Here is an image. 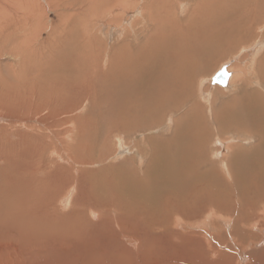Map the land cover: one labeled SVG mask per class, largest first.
Listing matches in <instances>:
<instances>
[{"label": "rangeland", "instance_id": "rangeland-1", "mask_svg": "<svg viewBox=\"0 0 264 264\" xmlns=\"http://www.w3.org/2000/svg\"><path fill=\"white\" fill-rule=\"evenodd\" d=\"M119 1L120 0H112V1L95 0L94 4H90V1L88 0H11V1L0 0V13H1L0 14V157H1L0 158V182H1L0 194H2L3 196V198L0 199V212H2L0 214L3 215V216L1 215L0 217V264H44L45 262L46 264H50V262L51 264L53 263L85 264L82 256L83 252L84 253L86 252L85 254L84 253L83 254L85 255L84 258L86 257L87 259L91 258L86 256L90 251L95 250L97 251V253L100 254H102V252L105 253V251H107L108 248L111 247L110 242L117 240L116 233L112 231V224L113 223H115L116 225L118 224V217L113 215V213L109 214V211L108 212L102 211L101 212L102 214L100 216L96 215L97 217L94 214L89 213L90 209H92L90 208L91 199H89V189L91 187L90 182L98 174L104 175L105 170L113 167V165L120 164L121 163L120 161H122L125 158H127L125 162L126 164L124 165L126 168L129 167L130 169H133L134 167L136 168L137 164L133 160L134 158L133 156L135 155V151L137 149H141L142 151L141 150L140 151L142 152L143 155H145V158L147 159L150 154L149 144H151L156 137L158 138L161 137L160 138L161 141L163 139H166L167 137L170 136L172 131V128H170L169 129L170 131H168L167 133L162 131L156 132V129L154 131H151L156 127L152 119L157 120L158 118H162L161 121L164 120L165 115H168L170 113L169 110H168L169 112L167 111V108L175 106L176 104H178V102L180 103L183 99V92H187L188 95L187 102L190 104L189 109L193 110L194 114L195 113L198 114L201 113V115L204 114V116L202 115V118L196 121V124L198 126L203 127L201 128L203 132L205 128L204 134L202 132V134L204 135V138L201 142L203 146L202 153L204 156V160L206 161L208 159L212 163L206 166L207 168H203L201 166L200 170L210 169L208 171L218 176L219 180L221 181L220 182L221 189H219L218 191L219 193L217 194L216 200L217 199L220 200V202L217 200L219 204V208L222 204H223L222 207H225V208L221 207L222 210L220 208L219 213L226 214V215L222 214L223 218L226 219L228 218L231 221L235 220L236 222L235 225L237 226L233 228L231 231L232 233L235 230L237 232L234 233L235 237H233L232 235L230 236L227 232L229 226H226L228 228H225L224 231V229H222L223 224L221 225L218 223L220 226L217 225V227L221 228L219 230L220 235L219 238H217L216 235L214 234L215 235L214 237H216V240L218 239L220 243L221 242L222 243L218 245L219 247L217 246L214 248L215 249L214 251L216 252L215 255H217L216 257L220 256L219 259H217L216 261H218L219 263L225 262V258L227 257V253H226L227 245H230L232 244L233 241H235L238 242L243 247V249L247 247V251H245V253H242L240 248L237 249L238 254L240 255L247 254L248 260L246 261V263L255 264L256 262H260L259 257H257L256 260L252 256H256L257 254L255 249H259V245L255 243L256 239L257 241L258 240L264 241V197H263L264 177H261L262 175L264 176L263 173L264 172V123L260 122V119H264V114L263 116L254 119H251V117H247L244 114H242V116L240 117V121H237L235 117V110L237 109V107L241 106L239 105L241 103L240 96H242L243 94L244 96H246V92H249L248 88H250V86L248 87L246 85V82H248L246 81L247 78L246 72L248 69L247 63H249V58H250L249 54L252 53L253 50L258 47L259 43L257 41H259L260 39L264 40V15L261 10L263 4L261 3L260 0H258L259 6H255L256 16L253 21V26L255 27V29L249 30L247 28L245 32L236 34V32L234 31L230 32L231 30L234 29L235 26L228 25L227 27H224L221 30L215 28L207 31L206 32V35L208 36L207 37L204 35L205 33L200 31L199 26H195L191 28L193 30L194 36L193 34L192 35L188 34L191 33L188 32V30L190 29L189 27H191V22L194 20V18L192 20L191 16L195 14L198 17H201L205 12L204 9H206V11L207 10L209 11V9L214 10V7H217L218 5L221 4H222V8L220 9H222V11L225 12L227 11L225 10L227 5H225L224 2L225 3L227 2L226 4H230L233 2L232 0H227V1L220 0V2L219 0H212L211 3H209V1H201V0L200 1L199 0H195V1L194 0L192 1L190 0H184V1L183 0H137V1L126 0L124 1V5H123L125 9L124 8L121 10L114 9V7L120 3ZM186 1L189 2L188 5L192 3L190 6L191 9L188 6L183 12H181V6ZM196 1L199 2V4L197 3L196 8H194L193 5L194 3H196ZM156 2L158 4L160 3L161 5L160 4L158 5ZM150 3L152 4L151 11L153 18H151V22L153 25L149 26L148 24L147 25L148 28L146 27V29H141V30H140V26H136V27L141 31L138 32L137 34L139 37L142 38L141 43L146 42V39L149 37L154 38L158 36L154 38L155 41L157 40L156 43H154L151 46V48H154L156 47L154 45L158 44L157 47L154 49L155 52L153 58L154 61L153 60L151 61L149 59V56L144 52H142L140 54L141 56L140 69L133 67L135 69L134 71L133 69H131L130 70L131 72L129 71L125 74L122 73V76L118 77L115 74L119 73V69L113 66L111 72L115 76L111 75L110 73H109L110 75H108L109 63L107 61L106 64H103V58L100 56H103V52L107 51L108 56L109 54L111 56L114 54V62L118 61V57L121 54H123V52L127 51L120 49V45L124 44L128 39L132 37L131 36L132 31H130L131 28L125 27V21L126 23H128L132 18L138 19L137 17L140 16L138 12L136 13L138 8L143 4H150ZM29 6L31 7V9H29ZM184 6L187 5L184 4ZM195 9L196 11L198 10L197 11L198 13L196 11H193ZM113 10H115L116 12L114 11V13L112 14L111 11ZM100 12L102 13L104 12V13L101 14ZM116 13H118V15ZM173 14L175 15L173 16ZM166 16H168V18H166ZM187 16H189L190 18ZM158 17H160L159 18L160 20L158 19ZM161 17L163 20L161 19ZM173 17L179 19L178 22L173 27V29L176 32V35H173L169 29L162 32L163 31L162 29H164V26L166 25V23H168V19L169 21L173 20ZM231 17L233 18V16ZM231 17L228 20L223 19V21L229 22L230 19H232ZM112 25L116 26V28H118L117 26H119L120 28L121 27L126 28L125 31L126 35H124V39L121 40L119 38L117 40L115 39L112 41L106 40L107 38L105 36L107 31L111 33L109 34V39H111L110 36L113 34ZM161 26L162 28L160 29ZM117 31L118 29H116V32ZM214 31L218 33L216 34ZM143 33H145V35H143ZM92 34H94L93 37ZM168 34L170 36L169 38L168 36H166ZM187 34L189 37H186ZM241 34L243 35V37H241ZM211 35L213 36L212 38ZM196 36L197 37L201 36V37L197 38ZM159 37L160 38L163 37L164 39L163 38H162L163 40L159 39ZM167 38L170 39V41L167 40ZM176 39H178V41H176ZM179 39L181 41L180 43H179ZM244 39H246L248 43L244 46H247L249 48L241 50L242 48H240L241 47L240 45H242ZM165 40L166 42L168 41L167 44H165L166 43ZM192 40L194 42H192ZM106 41L108 43L111 42L110 44L112 46L110 44L107 45L108 43ZM175 42L177 45H175ZM206 43L208 45H206ZM251 43H253V45L250 47L249 45ZM94 45L97 47L98 50L96 49V47H94ZM184 45H186L187 50L182 52H175L176 48L183 47ZM259 46L261 48L259 49L257 48L256 51L258 52V54L256 53V57L254 59V62L258 64V69H255L254 71H256V76L261 77L264 75V67L262 66L264 65V58H263L264 44H260ZM158 48H160L162 51L159 50ZM169 49H172L173 51H170ZM158 51H159V55L161 54L162 59L164 58L162 63H160L161 57H159V55H158L159 59L158 58L156 59V52ZM166 51L168 55L165 53ZM127 53L129 52L128 51L125 52L124 56H122L121 58L126 57ZM178 53L180 55H178ZM191 54L194 55L191 56ZM142 56L146 57L145 63L141 62L143 60ZM179 56L186 57V60L185 61L178 60ZM174 57L177 59H173ZM94 59L98 61L100 59V62H102V63L98 62L99 67L101 68V69L98 68V71L102 75H100L97 71H95L96 67L94 65L97 63L93 64ZM156 60L159 62H157ZM191 60L194 62H191ZM174 61L176 63H173ZM228 61L229 64L233 66L235 69L240 67L239 69L245 71L243 73L242 71H239V75H236L238 77L244 76L243 79H240L238 77L236 78V76H234L233 78V83H239L240 81H242V85L236 90L235 89L227 90L223 87V85H219L215 82H213L214 84L210 83L209 76L215 73V71L220 67V64L222 65ZM159 63L160 65L162 64L163 66L161 65L162 67H160ZM154 64L155 66L158 64L157 67H155ZM194 64L200 67L198 68L194 66ZM151 66L152 67L154 66L155 69L154 67L152 68ZM166 67L167 70H165ZM176 67L179 68L180 70L177 69ZM174 68H176V71L179 72L178 73L179 75L176 74L177 72L175 71ZM170 69L173 71H170ZM139 70L140 71L143 70L141 72L151 71L154 74V76L156 75L154 78L152 77L151 84H147L144 86L138 85L139 83L138 80L140 79L139 74L137 75L139 78L137 76L129 77V74L136 73V71ZM157 72H159L160 75H158ZM235 72L238 73L237 71ZM188 73L191 74L190 77H187L189 76ZM104 77L105 80H103ZM250 78L252 80L251 76ZM180 79L187 82L189 80L188 87L186 89L182 88V81ZM101 81L103 82L107 81L113 86L123 83L120 81H124L125 86L121 84L123 86L121 89L123 91H126V93L122 95V98H124V100L122 99V102L119 103L120 100L114 98L111 94H108L107 99L104 98L103 94L99 93L100 85H97V82L99 83ZM171 81L173 83L172 87L176 88L174 89L175 90L174 96L173 97L172 95L170 96L171 97L170 103L166 102L165 103L166 105L161 104L159 100V94H157V92L158 90L160 91V88L166 87L167 84L165 83ZM86 84L87 85L90 84L91 86L90 85L87 86ZM249 85H253L251 87H256L254 86V84L251 83H249ZM244 87L247 88L244 89ZM127 90H132V93L135 94V97H132V94L130 95L127 94ZM202 90L204 91L205 94L201 93ZM261 93L264 94V91H262ZM147 94L148 96L146 97ZM141 95H144L146 99L148 98L149 99L144 100L141 103H134L137 101V99H141L139 98V96ZM208 97L209 99L208 101H206ZM165 100H167V98H165L164 101ZM132 103L134 104L133 107H132ZM143 103L145 104V106H147L146 109L145 107L144 108L142 107L144 106ZM92 107L93 109H91ZM103 108L106 109V112L102 111ZM139 108L142 110L141 114L139 113ZM158 110H163L165 112L164 114H158L157 112ZM188 118L189 119L186 120L188 121L190 120V122L193 121V115H191ZM121 124L123 127L120 126ZM128 125L136 126V128L132 130L127 129ZM107 127L110 128V131L107 130ZM120 127L122 128L120 129ZM257 127L260 128L257 129ZM194 128L196 127H193V129ZM189 129H190L189 127H186L182 131V135L186 138L185 143L183 144L185 150L183 154H186V150H187L186 147L192 150V148L190 147H191L193 135L190 133ZM76 130L79 132V134H75ZM118 132H121L120 135H118L120 136L118 140L121 139L119 146H118V140L115 139V134ZM27 133L32 135L29 138V140L27 139L25 140V142L30 141L28 143L32 145V148L29 151L26 150L28 153H26V155L24 156L21 155L22 153L21 149L24 148V145H22V143H18L19 138L17 137L16 134H27ZM239 133H241L240 134L241 136L239 135ZM42 134L43 137L41 136ZM243 134H246L247 136L249 135V137H247L246 139V136H244ZM159 135H164V136H159ZM40 136L42 137V139ZM256 138L257 140L259 138L261 139L257 141ZM38 139H40L39 142L37 141ZM216 140H221L225 143L223 146L220 147L218 144H216L215 142ZM149 141H151V143ZM247 141H249L250 143L248 144ZM196 142L199 144L198 141ZM238 144L241 146H239ZM236 145H238L239 147L238 146L236 147ZM214 146L218 148V150L216 149L217 152H221L219 156L221 159L224 160V163L226 161L228 162L230 175H228L224 171V169H221V165L218 162L219 158H216L214 156V152L212 151L215 149ZM34 147L35 149H33ZM119 147L120 148L124 147L123 150H125V152L122 156L117 157L116 156L117 152L121 151V150L117 151ZM250 149L252 150L250 151ZM32 150H36V151H32ZM230 150H232L231 153H229ZM68 154H69V158H68ZM183 154H181V156ZM33 155H35V157ZM103 155L105 157L104 159L101 160L100 157ZM211 156L212 157L214 156V158H212ZM188 159L190 161L192 160L191 157H189ZM141 161L145 163L146 160L142 159ZM24 162H26V165L24 164ZM244 164H249L250 167L249 171L244 168L243 166ZM50 171L52 172V174ZM24 172L25 174H23ZM137 172L140 177L145 178V176H143V174H141L139 170H137ZM48 174L49 175L51 174V176H49ZM53 174L54 176H52ZM259 175L261 176L259 177ZM234 176L236 177V179ZM18 178L22 180H19ZM89 178H91L90 181L87 180ZM103 178L104 177L99 176V179H103ZM251 181H254V185L256 187H253L254 185L253 182ZM11 183H12V190L8 192L6 190L7 188L6 186L11 185ZM248 185L250 187H248ZM79 187L81 190L79 189ZM5 192L8 196L4 197V195H6ZM207 193H208L207 196L204 195L203 198H207L208 196L211 197L213 195L212 190L210 188H208ZM190 194L191 193L187 194L188 198L186 200V204L188 205L191 204L189 202V199L192 198ZM14 195L16 198L14 197ZM2 196L0 195V198ZM48 196H50V199L48 198ZM5 198H7V200H5ZM40 198L41 200H39ZM71 198H72L71 203L68 204ZM42 199L45 200L43 201ZM1 200L2 201L4 200L5 204ZM46 200L47 201L49 200V203L48 202L46 203L45 202ZM230 200L233 203H231ZM56 201L59 202L61 201V202L56 203ZM53 202L54 204L52 208ZM1 203H3V206ZM13 204L15 205V208L11 206ZM17 204L18 205L22 204V205L19 206L18 208ZM45 204L47 206H43ZM235 205L237 208H235ZM240 205L241 206L243 205L244 208L240 207ZM22 206L23 207L27 206V207L23 208ZM163 206L165 205L164 204L161 206L158 205L157 209H155L156 212L154 210V214H152L150 217H153L157 219V221H160L161 218L159 216L165 215V209ZM248 206H252V208L250 207V211L249 209H247L249 208ZM74 207L75 208L78 207V209L76 208L77 217L72 212V210L75 211ZM209 207L210 205L208 206V208ZM4 208H9L10 212L9 209L5 210ZM31 208L33 209L31 210ZM82 208L83 210H81ZM239 208L245 209L243 210L244 213L241 209L239 210ZM38 209L41 210V212ZM229 209L232 211V213ZM246 210L248 211V213L246 212ZM80 211L82 212V214H84L83 217L79 216V214H81ZM12 212H16V215H12L14 214ZM29 213H33V215ZM36 213H39V215ZM48 213L49 214L53 213L54 215H56V219L55 216L52 217ZM42 214L44 215V217ZM144 214L145 213L142 214L135 213L133 218H131V216H129L128 218H123L128 224L126 225L125 221L123 220L124 222L122 223V225L127 226V228L132 229L134 232L137 229H138L137 231H139L138 227L140 226L137 227V224L139 225V223L141 222L140 221L141 217L143 218L145 217ZM241 214L244 216V218L241 216ZM25 215L27 216L25 217ZM173 216L175 218V215ZM2 217H4V219L6 220L8 219L9 220L8 221L5 220V222H3L4 219ZM10 217H12V219L16 218L15 221L17 220L16 221L17 223L14 220H12ZM36 217H37L36 222H38L40 218L38 224L35 222ZM79 217L80 219H82V223H79L77 221ZM239 217L240 220L238 219ZM241 217L243 218V220ZM100 218L102 221H99ZM11 221H13V224L11 223ZM47 221L49 224L47 223ZM111 221L112 223H109ZM6 222L9 223L6 224ZM41 222L44 223L45 225L42 224ZM91 222L93 226H91ZM33 223H36L39 226H36V224L34 225ZM249 223L255 224V227L249 229L248 228L250 227ZM55 224L56 226L53 227V225ZM87 224L89 228L86 227ZM16 225L17 228L15 229ZM49 225H51L52 227L51 226L49 227ZM74 225L76 226V228H73ZM98 225H100L99 226L101 227L100 229ZM105 225H109V226L106 227ZM109 227H111V229ZM258 227H260V231H258L259 229ZM50 228H52L55 232L56 230L58 231L54 233V231H52V229L50 230ZM95 228L98 230H96ZM106 228L107 229L109 228L108 231ZM175 228H178V224H176ZM73 229L77 232V233L75 232L76 234L72 233L74 235L71 234V231L74 232ZM241 229L246 231L245 232L246 235L244 234L241 235V237H239L237 236V234H239L242 231ZM82 230L83 231L87 230V231L83 233ZM64 232L68 235H66ZM96 233L101 235L96 236L95 235ZM194 233H196L195 228L192 230L190 228L189 229L187 228L183 232V235L186 236V239H193L192 242H190L192 243L191 246L189 243H187L188 245L187 248L190 250V254L193 255L192 253H195L196 250L194 248L202 247L203 253L206 256H208L210 254L208 248L211 247V244H208L206 241L204 242L205 240L204 237H200L198 236L197 233L196 234ZM211 233L213 234V232ZM18 235L21 236L19 237ZM45 235L47 236L45 237ZM65 238L66 240L64 241ZM68 238H70V240ZM88 238L89 240L91 238L92 242L89 243ZM167 238L168 237L166 236L163 239V242H165V240L167 241ZM207 238L209 240H213V238L210 236H208ZM82 239L85 241H81ZM73 240L74 242H71ZM247 240L248 242H246ZM97 242L101 244H97ZM55 245H57L58 247ZM129 245L131 246V244ZM158 246L157 247L153 246V249L156 248V254L158 253ZM132 247H133L132 248L133 251L130 253L131 255L129 254L127 257L123 258L122 260L116 259V261H114L113 264L116 263L117 264L119 263L147 264V262L144 263V261H142V258H139L138 249H136L134 244ZM16 248L18 249L16 250ZM28 248H30L31 250ZM68 248H70L71 250ZM260 248H262V250L264 249V243L263 245L260 246ZM101 249L103 250L102 252ZM206 249L208 251H206ZM75 255L77 257H75ZM105 258L106 257L100 255L97 256L96 258H91V260L90 259L89 260L91 261V264H101V263L109 264V258H107V260ZM156 258L157 257L153 258L151 260V263ZM71 259L77 262L73 263L74 261H72ZM102 259H104V261H102ZM211 259H216V258L214 255H212ZM176 262L177 263L175 264H187L182 259H179ZM172 263L173 260L172 258H170L168 260V264H172Z\"/></svg>", "mask_w": 264, "mask_h": 264}, {"label": "bare ground", "instance_id": "bare-ground-1", "mask_svg": "<svg viewBox=\"0 0 264 264\" xmlns=\"http://www.w3.org/2000/svg\"><path fill=\"white\" fill-rule=\"evenodd\" d=\"M9 1V0H8ZM11 1V0H10ZM90 1V4H94V1L95 0H88ZM112 1V0H111ZM124 1L126 0H120L119 4H117V6L114 7V9H123L124 8ZM137 1V0H136ZM184 1V0H183ZM192 1V0H190ZM195 1V0H194ZM200 1V0H199ZM201 1H209V3L212 2V0H201ZM227 1V0H226ZM233 2L230 3V4H226L224 1V4L227 5L226 6V9L227 11L223 12L222 9V4L221 5H218L217 7H214V10L212 9H209V11L206 9L205 12L203 13V15L201 17H198L197 15L195 14H191L192 16V20L194 18V20L191 22V27H189L190 29L188 30V32H191V33H188L190 35L193 34L194 36V33H193V30L191 29L192 27H195V26H199V29L201 32L205 33L204 35H206V32L211 30V29H223L224 27H227L228 25H231V26H235L233 30H231L230 32L234 31L236 32V34H240L241 32H245L246 29L248 28L249 30L250 29H255V27L253 26V21H254V18L256 16V12H255V6H259L258 4V0H232ZM261 3L263 4L262 7H261V10L263 12V15H264V0H260ZM160 2V1H159ZM165 2V1H164ZM175 2V1H174ZM220 2V0H219ZM231 2V1H230ZM96 3V2H95ZM134 3V2H133ZM132 3V4H133ZM139 3V2H138ZM145 3V2H144ZM157 3V2H156ZM197 3L199 4V2L196 1V3H194L193 7L196 8L197 6ZM106 4V3H105ZM104 4V5H105ZM136 4V3H135ZM158 4V3H157ZM160 4V3H159ZM158 4V5H159ZM169 4V2H168ZM182 4V2H181ZM187 5V6H184ZM182 6H181V12H183L186 7H190L189 2L186 1ZM102 5V4H101ZM151 3L150 4H143L142 6H140L138 8V10L136 11V13L138 12L140 16H138L136 18H132L128 23H126L125 21V27L127 28H131L130 31H132V37L130 39H128L124 44L120 45V49H123V50H127L129 53H127V56L126 57H123L121 58L122 56H124V53L127 52H123V54H121L119 57H118V61L117 62H114V54L111 56L109 54L108 56V52L107 51H104L103 52V56H100L103 58V64H106V62L108 61L109 63V69H108V75H117L118 77L122 76V73L125 74L127 72H129L131 69H133V71L135 70L133 67H136V68H141L140 66V54L142 52H144L145 54H147L149 56V59L152 61L153 58H154V49L157 47L158 44L154 45L156 47L154 48H151V46L156 43V41L154 40V38L158 37H149L146 39V42L144 43H141L142 41V38L139 37L137 34L138 32H141L140 30L141 29H146L147 25L149 24V26H152V22H151V18H153L152 16V11H151ZM161 5V4H160ZM163 5V4H162ZM207 5V4H206ZM216 5V4H215ZM31 6V5H30ZM29 6V9H31V7ZM110 6V5H109ZM133 6V5H132ZM172 6V5H171ZM9 7V6H8ZM153 7V6H152ZM159 7V6H158ZM204 7V6H203ZM156 8V7H155ZM169 8V7H168ZM172 8V7H171ZM179 8V7H178ZM202 8V7H201ZM112 9V8H111ZM125 9V8H124ZM164 9V7H163ZM170 9V8H169ZM173 9V8H172ZM191 9V7H190ZM198 9V8H197ZM167 10V9H166ZM189 10V9H188ZM115 10L111 11V13L113 14ZM164 11V10H163ZM193 11H196L193 10ZM198 11V10H197ZM196 11V12H197ZM116 12V11H115ZM159 12V11H158ZM162 12V11H161ZM175 12V11H174ZM101 14H103L102 12H100ZM109 13V14H111ZM157 13V11H156ZM173 13V12H172ZM195 13V12H194ZM198 13V12H197ZM1 14V13H0ZM118 15V13H116ZM115 14V15H116ZM134 14V13H133ZM165 14V13H164ZM107 15V14H105ZM138 15V14H137ZM136 15V16H137ZM175 14H173L174 16ZM98 16V15H97ZM103 16V15H102ZM111 16V15H110ZM172 16V15H171ZM190 16V15H189ZM187 16V17H189ZM233 16V18L231 17ZM113 17V16H112ZM164 17V16H163ZM186 17V18H187ZM232 18L230 19V21L228 22H224L223 19L225 20H228L229 18ZM262 17V16H261ZM156 18V17H154ZM160 17H158L159 19ZM166 18H168V16H166ZM179 18V17H178ZM190 18V17H189ZM110 19V18H109ZM162 19V17H161ZM188 19V18H187ZM157 20V19H156ZM160 20V19H159ZM163 20V19H162ZM179 19H176L175 17H173V20H170L168 19V23H166V25L164 26V29H162L164 32L165 30H170V32L173 34V35H176V32L175 30L173 29V27L175 26V24L178 22ZM115 22V21H114ZM118 22V21H117ZM124 22V21H123ZM122 22V24H123ZM159 22V21H158ZM190 22V21H189ZM133 23V24H132ZM182 23V22H181ZM102 24V23H101ZM115 24V23H114ZM127 24V26H126ZM189 25V24H188ZM109 26V25H108ZM136 26H140V30L137 29ZM143 26V28H142ZM159 26V25H158ZM187 26V25H186ZM112 31H113V34L110 36L111 39H109V33L107 31L106 33V40L108 41H112V40H117V39H124V35L125 34V31H126V28H120L119 26H117L118 28H116V26L112 25ZM179 27V26H177ZM148 28V27H147ZM162 28V26L160 27V29ZM185 28V27H184ZM116 29H118V31L116 32ZM121 29V30H120ZM134 29V30H133ZM159 29V28H158ZM182 29V28H181ZM198 29V28H196ZM258 29V28H257ZM90 30V29H89ZM93 30V29H92ZM102 30V29H101ZM156 30V29H155ZM154 30V31H155ZM129 31V32H130ZM185 31V30H184ZM195 31V30H194ZM199 31V32H200ZM228 31V30H227ZM263 31V30H262ZM87 32V31H86ZM85 32V33H86ZM111 32V31H110ZM215 32V31H214ZM222 32V31H221ZM186 33V32H185ZM216 33V32H215ZM218 33V32H217ZM216 33V34H217ZM98 34V32H97ZM103 34V32H102ZM141 34V33H140ZM139 34V35H140ZM153 34V33H152ZM156 34V32H155ZM170 34V33H169ZM168 35V38L170 37ZM188 34L186 35V37H189ZM94 34H92V37H93ZM128 35V34H127ZM143 35H145V33H143ZM160 35V34H159ZM199 35V34H198ZM201 35V34H200ZM91 36V35H90ZM129 36V35H128ZM152 36V35H151ZM192 36V38H193ZM240 36V35H239ZM148 37V36H147ZM161 37V36H160ZM159 39H162L160 38ZM176 37V36H175ZM182 37V36H181ZM197 37V36H196ZM198 37H201V36H198ZM197 37V38H198ZM208 37V36H207ZM213 36L211 35V38ZM216 37V36H215ZM214 37V39H215ZM241 37H243V35L241 34ZM262 37V36H261ZM95 38V37H94ZM170 41V39H168ZM180 38V36H179ZM191 38V37H190ZM236 38V37H235ZM104 39V40H105ZM164 39V38H163ZM162 39V40H163ZM183 39V38H182ZM196 39V38H195ZM175 40V39H173ZM190 40V39H189ZM160 41V40H158ZM176 41H178V39H176ZM186 41V40H185ZM191 41V40H190ZM197 41V40H195ZM200 41V39H199ZM107 42V41H106ZM166 42V40H165ZM164 42V43H165ZM180 39H179V43H180ZM192 42H194L192 40ZM260 44H264V40L263 39H260L259 41H257ZM99 43V42H98ZM104 43V42H103ZM108 43V42H107ZM111 43V42H110ZM110 43H108L107 45H109ZM133 45H132V44ZM168 41L165 43L167 44ZM185 43V42H184ZM196 43V42H195ZM212 43V41H211ZM245 43V44H244ZM255 43V42H254ZM114 44V43H113ZM164 44V45H165ZM170 44V43H169ZM218 44V43H217ZM248 44L246 39L243 40L242 42V45L238 46L240 48H242L241 50L243 49H246V48H249L247 46H244ZM256 44V43H255ZM96 45V44H95ZM94 45V47H96ZM105 45V44H104ZM111 45V44H110ZM145 45V46H144ZM175 45L176 42H175ZM174 45V46H175ZM206 45H208L206 43ZM253 45V43H251L249 46L251 47ZM258 45V44H257ZM258 45V49L261 48L260 46ZM106 46V45H105ZM112 46V45H111ZM179 46V45H178ZM193 46V44H192ZM196 46V45H195ZM256 46V45H255ZM254 46V47H255ZM177 47V46H176ZM107 48V47H106ZM204 48V47H203ZM254 49L252 53H250L249 55V63H247V66H248V69H247V78H246V85L250 88L249 89V92H246V96H244V94L240 96L241 97V103L239 105V107H237V109L235 110V117H236V120L237 121H240V117L242 116V114H244L245 116L247 117H251V119H254V118H259L261 116H263L264 114V94L261 93L262 91H264V75L261 76V77H258L256 76V71H254L255 69H258V64L256 62H254V59L256 57V53L258 54V52L256 51L257 50ZM94 49V48H92ZM97 49V47H96ZM108 49V48H107ZM119 49V48H118ZM159 50H161L160 48H158ZM165 49V48H163ZM189 49V48H188ZM194 49V48H193ZM213 49V48H212ZM98 50V49H97ZM105 50V49H104ZM170 51H173L172 49H169ZM187 50V47L186 45H184L183 47H179V48H176L175 49V52H182V51H185ZM202 50V49H201ZM96 51V50H95ZM162 51V50H161ZM191 51V50H190ZM193 51V50H192ZM200 51V50H199ZM213 51V50H212ZM169 52V51H168ZM189 52V51H188ZM214 52V51H213ZM117 53V52H116ZM161 53V52H160ZM167 54V51L165 52ZM170 53V52H169ZM174 53V52H173ZM172 53V55H173ZM194 53V52H193ZM118 54V53H117ZM176 54V53H175ZM184 54V53H183ZM189 54V53H188ZM158 55H159V51L156 52V59L158 58ZM168 55V54H167ZM171 55V56H172ZM178 55H180L178 53ZM182 55V54H181ZM194 55V54H191V56ZM196 55V53H195ZM198 55V53H197ZM210 55V54H209ZM213 55V54H212ZM165 56V55H164ZM200 56H203V55H200ZM238 56V55H237ZM108 57V58H106ZM143 57V56H142ZM159 57H161V54L159 55ZM169 57V56H168ZM167 57V58H168ZM177 57V56H176ZM194 57V56H193ZM192 57V58H193ZM199 57V56H198ZM197 57V58H198ZM211 57V56H210ZM216 57V56H215ZM166 58V57H165ZM231 58V57H230ZM264 58V56H263ZM142 59V58H141ZM159 59V58H158ZM173 59H177V58H173ZM164 60V58L162 59L161 57V62ZM178 60H181V61H185L186 60V57H183V56H179V59ZM198 60V59H197ZM212 60V59H211ZM102 61V60H101ZM154 61V60H153ZM157 61V60H156ZM227 61V60H226ZM239 61V60H238ZM98 62H100V59L99 61L94 59L93 60V64H95L94 66L96 67L95 71H98V68L99 67V64ZM143 63L146 62V57L144 56L143 57V60L141 61ZM159 62V61H157ZM191 62H194L191 60ZM210 62V61H209ZM208 62V63H209ZM237 62V61H236ZM102 63V62H100ZM154 63V62H153ZM156 63V62H155ZM159 63V66L162 67ZM171 63V62H169ZM173 63H176L175 61ZM172 63V64H173ZM181 63V62H179ZM168 64V63H167ZM211 64V63H210ZM233 64V63H232ZM236 64V63H235ZM158 65V64H157ZM157 65L154 66L157 67ZM166 65V64H165ZM176 65V64H175ZM207 65V64H206ZM246 65V64H245ZM103 66V65H102ZM114 67H117L119 69V73L118 74H113L111 72L112 68ZM153 66V67H154ZM169 66V65H168ZM174 66V65H173ZM180 66V65H179ZM194 66H196L194 64ZM225 68L226 72L229 74L228 75V78L226 80L225 83L221 84V83H217L219 85H223V87L227 90H236L237 88H239L241 85H242V81H240L239 83H233V78L234 76L236 75H239V71H243L239 68L235 69L233 66H231L229 64V61L224 63V64H220V67L217 69L219 70L221 67ZM264 67V65H262ZM93 67V66H92ZM144 67V66H143ZM152 67V66H151ZM149 67V68H151ZM152 67V68H153ZM154 67V69H155ZM171 67V66H170ZM198 67V66H196ZM200 67V66H199ZM198 67V68H199ZM177 68V67H176ZM176 68L175 71H176ZM184 68V67H183ZM182 68V69H183ZM192 68V67H191ZM233 68V69H232ZM101 69V68H100ZM158 69V68H157ZM161 69V68H160ZM179 69V68H177ZM185 69V68H184ZM162 70V69H161ZM164 70V69H163ZM167 70V67L166 69ZM180 70V69H179ZM186 70H187V67H186ZM216 70V71H217ZM237 71L238 73H236L235 71ZM143 71V70H141ZM140 70L139 71H136V73H131L129 74V77H134V76H137L139 74V77L140 79L138 80V85L140 86H144V85H147V84H151L152 83V77L154 78V74L151 72V71H145V72H141ZM170 71H173L170 69ZM174 71V73H175ZM200 71V70H199ZM215 71V72H216ZM263 71V70H261ZM105 72V71H104ZM131 72V71H130ZM161 72V71H160ZM167 72V71H165ZM177 75H179L178 71H176ZM189 72V71H188ZM260 72V71H259ZM110 73V74H109ZM158 75L159 72H157ZM156 73V74H157ZM162 73V72H161ZM169 73V72H168ZM100 74V73H99ZM173 74V73H171ZM189 74V73H188ZM102 75V74H100ZM166 75V74H165ZM187 75V74H186ZM104 76V74H103ZM163 76V75H162ZM171 76V75H170ZM191 74H189V76L187 77H190ZM212 76V75H211ZM210 77V83L211 84H214L213 83V80H212V77ZM250 76L252 77V80L250 78ZM91 77V76H90ZM138 77V76H137ZM138 77V78H139ZM166 77V76H164ZM238 76H236L237 78ZM235 78V79H236ZM238 78L240 79H243L244 76H239ZM92 79V78H91ZM164 79V78H163ZM170 79V78H168ZM174 79V78H173ZM99 80V79H98ZM105 80V77L104 79ZM181 80V79H180ZM182 81V88L186 89L188 87V82L187 81H184V80H181ZM120 82H123L121 83L123 86H125V82L124 81H120ZM154 82V80H153ZM89 83V82H88ZM216 83V82H215ZM249 83L251 84H254V86L256 87H251L253 85H249ZM121 84H118L116 86H113L111 85L109 82H97V85H100L99 87V93L103 94L104 98H108V94H111L114 98L116 99H119V103L122 102V99L124 100V98H122V95L126 93V91H123L121 88L123 87ZM167 84L166 87H162L160 88V91L158 90L157 94H159V100H160V103L161 104H165L166 102L167 103H170V96L172 95V97L174 96V89L176 88H173V83L172 81L171 82H167L165 83ZM84 85V84H83ZM87 85V84H86ZM90 85V84H89ZM87 85V86H89ZM94 85V84H93ZM202 85V84H201ZM85 86V85H84ZM91 86V85H90ZM135 86V85H134ZM206 86V85H205ZM202 87V86H201ZM219 87V86H218ZM82 88V87H81ZM222 88V87H221ZM223 88V90H224ZM247 88V87H244V89ZM261 92H260V90ZM179 91V90H177ZM239 92V91H238ZM245 92V91H244ZM86 93V92H85ZM162 93V94H161ZM189 93V92H188ZM201 93H204V91L202 90ZM237 93V92H236ZM127 94H132V97H135V94L132 93V90H127ZM205 94V93H204ZM224 94V93H223ZM235 94V93H234ZM91 95V94H90ZM228 95V94H227ZM97 96V95H96ZM148 96V94L146 95V97ZM187 92H183V99L182 101L178 104H176L175 106H172L170 108H167V111L169 110L170 113L168 115H165V118L164 120L161 121L162 118H158L157 120H153L154 121V125L156 126L153 130L151 131H154L156 129V132L157 131H162V132H168L170 131L169 129L172 128V131H171V134L169 137H167L166 139H163L162 141L160 140V138L156 137L154 139V141L151 143V141H149L151 144L150 145V154L148 156V158L146 159L145 158V155L142 154V150L141 149H137L135 151V155L133 156V160L136 162V168L134 167L133 169H130L129 168H126L124 165L126 164V160L127 158L123 159L122 161H120L121 163L118 164V165H113V167L111 168H108L107 170H105L104 172V175L101 174V175H97L95 176L92 180H91V187L89 189V199H91V202H90V205L92 209H90L89 213H92L94 214L95 216H100L102 213V211H105V212H108L109 211V214L110 213H113V215L117 216L118 217V224L116 225L115 223L112 224V231L116 233V241H111V247L108 248L107 251H105V253H103L102 249H101V252L102 254L100 253H97V251H90L88 252V254L86 255L87 257H91V258H96L97 256H100L102 255L103 257H106L105 259L107 260V258H109V264H113L114 261H116V259H119V260H122L123 258L127 257L132 251H133V244L135 245L136 249H138V252H139V258H142V261L147 262V264H168V260L170 258H172L173 260V263L172 264H175L177 263L176 261H178L179 259H182L184 260L187 264H218L219 262L216 261L217 259H219V257H216L217 255H215V247H217L218 245H220V241L217 239L216 240V237L219 238V235H220V232L219 230L221 229L220 227L218 228L217 225L219 224H223V228L224 231H225V228H228L226 226H229L228 228V234L233 237H235V234L234 233H237L236 230L232 233V229L237 227L235 225V220L231 221L230 219H226V218H223V215L224 213H219L220 212V208L222 207V205L220 206L219 208V204H218V201L220 202V200H216L217 198V194L219 193V189L220 188V180L218 178L217 175H215L214 173L208 171L210 169H207V170H200L201 169V166L203 168H207L206 166H208L209 164H211L212 162H210L208 159L205 161L204 160V156H203V153H202V149H203V146H202V140L204 138V132H205V128H204V132L202 131L201 126H198L196 124V121L200 118H202V115L204 116V114L201 115L198 114V113H193V110L189 109L190 107V104L187 102ZM237 96V95H236ZM91 97V96H90ZM229 97V96H228ZM227 97V98H228ZM89 98V97H88ZM139 98L141 99H137L136 102L134 103H141L142 101L144 100H148L145 98L144 95H141L139 96ZM167 98V100L164 101V99ZM226 98V99H227ZM209 97L206 99V101H208ZM225 99V98H224ZM232 99V98H231ZM136 100V99H134ZM217 100V99H216ZM240 100V99H239ZM112 101V99H111ZM175 101V100H174ZM235 101V100H234ZM194 103V102H193ZM196 104V103H195ZM214 104V103H213ZM233 104V103H232ZM133 103H132V107H133ZM144 106H142L143 108L147 106H145V104L143 103ZM152 105V103H151ZM166 105V104H165ZM164 105V106H165ZM167 105H170V104H167ZM174 105V104H173ZM218 105V104H217ZM222 105V104H221ZM163 107V106H162ZM161 107V108H162ZM228 107V106H227ZM149 108V107H148ZM165 108V107H164ZM218 108V106H217ZM89 109V108H88ZM93 109V107L91 108ZM153 109V108H152ZM156 109V108H155ZM166 109V108H165ZM171 109V110H170ZM212 109V108H211ZM224 109V108H223ZM150 110V109H149ZM148 110V111H149ZM213 110V109H212ZM93 111V110H92ZM103 112H106V109L103 108L102 110ZM168 111V112H169ZM209 111V110H208ZM232 111V110H231ZM146 112V111H145ZM158 114H164L165 111L163 110H158L157 111ZM101 113V112H100ZM139 113L141 114L142 113V110L139 108ZM151 113V112H150ZM153 113V111H152ZM207 113V112H206ZM214 113V112H213ZM102 114V113H101ZM144 114V113H143ZM191 115H193V121L190 122V120H186V119H189L188 117H190ZM146 116V115H145ZM206 116V115H205ZM147 117H148V114H147ZM210 117V116H209ZM209 117H206V118H209ZM152 118V117H151ZM246 118V117H245ZM211 119V118H210ZM209 119V120H210ZM184 120V121H183ZM212 120V119H211ZM226 121V120H225ZM199 122V121H198ZM260 122L261 123H264V119H260ZM145 123V122H144ZM147 123V122H146ZM202 123V121H201ZM211 123V121H210ZM214 124V123H213ZM152 125V123H151ZM115 126V125H114ZM122 126V124L120 125ZM216 126V124H215ZM214 126V127H215ZM34 127V126H33ZM72 127V126H71ZM123 127V126H122ZM120 127V129L122 128ZM143 127V126H142ZM186 127H189V131L190 133L193 135L192 137V143H191V149H189L188 147L187 150H186V154H183L184 153V147H183V144L185 143V140L186 138L182 135V131L184 130V128ZM193 127H196L193 129ZM246 127V126H245ZM136 128V126H133V125H128L127 126V129H134ZM192 128V129H191ZM213 128V126H212ZM256 128V127H255ZM260 128V127H257V129ZM33 129V128H32ZM182 129V130H181ZM107 130L110 131V128L107 127ZM217 130V128H216ZM145 131V130H144ZM243 131V130H242ZM257 131V130H255ZM36 132V131H35ZM155 132V133H156ZM203 132V134H202ZM221 132V131H220ZM245 132V131H244ZM248 132V131H247ZM39 133V131H38ZM75 133V131H74ZM121 132H118L115 134V139L118 140L120 136ZM138 133V132H137ZM37 134V133H36ZM41 134V133H40ZM75 134H79V132L76 130V133ZM136 134V133H135ZM161 134V133H160ZM202 134V135H200ZM241 133H239L240 135ZM248 134V133H247ZM250 134V132H249ZM259 134V133H258ZM17 137L19 138V142L18 143H22V145H24V148L21 149V155H26V153H28L27 151H29L31 148H32V145L29 144L28 142L30 141H26L25 140H29V138L31 137L32 134H16ZM200 135V136H199ZM238 135V133H237ZM244 136H246V139L247 137H249V135L247 136L246 134H243ZM256 135V134H255ZM43 137V134L41 135ZM40 136V137H41ZM159 136H164V135H159ZM241 136V135H240ZM243 136V137H244ZM257 136V135H256ZM41 137V139H42ZM45 137V136H44ZM225 137V136H224ZM258 137V136H257ZM37 138V137H36ZM71 138V137H70ZM154 138V137H153ZM152 138V139H153ZM232 138V137H231ZM254 138V137H253ZM263 138V137H262ZM24 139V140H22ZM150 139V138H149ZM229 139V138H228ZM233 139V138H232ZM245 139V138H244ZM252 139V138H251ZM261 139V138H259ZM258 139V140H259ZM36 140V139H34ZM40 139H38L37 141L39 142ZM72 140V139H71ZM121 140V139H120ZM120 140H118V146L120 144ZM143 140V139H142ZM223 140V139H222ZM227 140V139H225ZM257 140V138H256ZM257 140V141H258ZM32 141V139H31ZM35 141V142H37ZM43 141V140H42ZM198 141L199 144L196 142ZM237 141V140H236ZM25 142V143H24ZM216 144H218L220 147L224 145L225 142L221 141V140H216L215 141ZM248 144L250 143L249 141H247ZM42 143V142H41ZM137 143V141H136ZM146 143V142H145ZM242 143V142H241ZM213 144V143H212ZM227 144V143H226ZM233 144V142H232ZM10 145V144H9ZM12 145V144H11ZM42 145V144H41ZM188 145V143H187ZM228 145V144H227ZM231 145V144H230ZM239 145V144H238ZM236 145V147L238 146ZM35 146V145H34ZM232 146V145H231ZM235 146V145H234ZM241 146V145H239ZM238 146V147H239ZM249 146V145H247ZM121 147V146H120ZM117 149L118 150H121L119 152H117L116 156L119 157V156H122L125 152V150H123V148H120ZM148 147V146H146ZM212 147V146H211ZM215 147V146H214ZM213 147V148H214ZM251 147V146H249ZM38 148V146H37ZM225 148V147H224ZM228 148V147H226ZM35 149V147L33 148ZM218 148L215 147L214 150H212L214 152V156L216 158H219L218 159V162L219 164L221 165V169H224V171L230 175V170H229V167H228V162L226 161L224 163V160L220 158L219 154L221 152H217ZM220 149V148H219ZM222 149V148H221ZM27 150V151H26ZM141 150V151H140ZM238 150V149H237ZM252 149H250L251 151ZM32 151H36V150H32ZM31 151V152H32ZM211 151V153H212ZM222 151V150H221ZM232 150H230L229 153H231ZM38 152V151H37ZM36 152V153H37ZM40 152V151H39ZM35 153V154H36ZM145 153V152H144ZM228 153V154H229ZM181 154H183L181 156ZM226 154V153H225ZM29 155V154H28ZM18 156V155H17ZM35 157V155H33ZM59 156V154H58ZM62 156V155H61ZM181 156V157H180ZM214 156L212 158H214ZM228 156V155H227ZM104 155L100 157V159H104ZM189 157H191V161L188 159ZM210 157V156H208ZM1 158V157H0ZM68 158H69V154H68ZM76 159V158H75ZM84 159V158H83ZM142 159H145V163H143L141 160ZM225 159V158H224ZM68 160V159H67ZM75 161V160H74ZM78 161V160H77ZM259 161V159H258ZM58 163V162H57ZM24 164L26 165V162H24ZM23 164V166H24ZM28 165V164H27ZM36 165V163H35ZM55 165V163H54ZM219 165V166H220ZM245 165H248V166H245ZM77 166V165H76ZM75 166V167H76ZM244 168L246 170L249 171V164H244L243 165ZM31 167V166H29ZM28 167V168H29ZM74 167V166H73ZM26 168V166H25ZM32 169V168H30ZM29 169V170H30ZM47 169V168H46ZM57 169H58V166H57ZM76 169V168H74ZM105 169V168H103ZM35 170V169H34ZM93 170V169H92ZM137 170H139L141 172V174H143L144 177H140L138 175V172ZM47 171V170H46ZM54 171V170H52ZM103 171V170H102ZM51 172V171H50ZM57 172V171H56ZM75 172V171H74ZM22 173V172H21ZM46 173H49V172H46ZM54 173V172H53ZM85 173V171H84ZM264 173V172H263ZM25 174V172L23 173ZM52 174V172H51ZM51 174L49 176H51ZM225 174V173H224ZM223 174V175H224ZM22 175V174H21ZM33 175V174H32ZM26 176V175H25ZM54 176V174L52 175ZM60 176V175H59ZM99 176H102L104 177L103 179H99ZM233 176V175H232ZM261 175H259L260 177ZM231 177V176H230ZM235 177V176H234ZM261 177H264L263 175ZM10 178V177H9ZM25 178V177H24ZM232 178V177H231ZM15 179V178H13ZM19 179V178H18ZM86 179V178H84ZM91 178L87 179L88 181H90ZM236 179V177H235ZM238 179V178H237ZM11 180V179H10ZM19 180H22V179H19ZM34 180V179H32ZM229 180V178H228ZM239 180V179H238ZM246 180V179H245ZM264 181V180H263ZM5 182V181H4ZM23 182V181H22ZM39 182V181H38ZM44 182V181H43ZM253 182V185H254V181H251ZM1 183V182H0ZM19 183V182H18ZM40 183V182H39ZM83 183V182H82ZM234 183V182H233ZM237 183V182H236ZM31 184V183H30ZM88 184V183H87ZM252 184V183H251ZM256 184V182H255ZM66 185V184H65ZM78 185V184H77ZM6 186V185H5ZM82 186V185H81ZM84 186V185H83ZM89 186V185H88ZM259 186V185H258ZM6 190L9 192L10 190H12V183L11 185H7L6 186ZM31 187V186H30ZM63 187V186H62ZM245 187V186H244ZM248 187H250L248 185ZM253 187H256L255 185ZM208 188H210L212 190V193L213 195L210 197L208 196L207 198H203V196H207V191H208ZM246 188V187H245ZM260 188V187H259ZM258 188V189H259ZM80 189V187H79ZM262 189V188H261ZM35 190V189H34ZM81 190V189H80ZM38 191V189H37ZM60 191V190H59ZM83 191V190H82ZM35 192V191H33ZM236 192V190H235ZM243 192V191H242ZM188 193H191V199H189V202L191 203L190 205L186 204V200L188 198L187 194ZM226 193V191H225ZM6 194V192H5ZM17 194V193H16ZM15 194V195H16ZM52 194V193H51ZM58 194V193H57ZM64 194V193H63ZM224 194V193H223ZM235 194V193H234ZM252 194V193H251ZM2 196V194H0ZM4 195V194H3ZM14 195V197H15ZM18 195V194H17ZM41 195V194H40ZM49 195V194H48ZM59 195H62V194H59ZM221 195V194H220ZM5 196H8L7 194L4 195ZM10 196V195H9ZM44 196H47V195H44ZM52 196V195H50ZM50 196H48V198L50 199ZM56 196V195H54ZM231 196V195H230ZM13 197V198H14ZM58 197V196H57ZM264 197V196H263ZM3 196L0 198L2 199ZM16 198V197H15ZM30 198V197H29ZM86 198V197H85ZM251 198V197H249ZM53 199V198H52ZM56 199V198H55ZM58 199V198H57ZM84 199V198H83ZM221 199V198H219ZM233 199V198H232ZM5 200H7V198H5ZM17 200V199H16ZM41 200V198L39 199ZM43 201L45 199H42ZM61 200V199H60ZM67 200V199H66ZM71 200L72 198L69 200L68 204L71 203ZM81 200V199H80ZM239 200V199H238ZM247 200V199H246ZM2 201V200H1ZM11 201V200H10ZM52 201V200H51ZM50 201V202H51ZM83 201V200H82ZM231 201V200H230ZM257 201V200H256ZM255 201V202H256ZM260 201V200H259ZM4 203V200L2 201ZM16 202V201H14ZM18 202V201H17ZM40 202V201H39ZM46 203L48 202L49 203V200L45 201ZM59 202V201H56V203ZM61 202V201H60ZM59 202V203H60ZM81 202V201H80ZM223 202V201H222ZM240 202V201H239ZM258 202V201H257ZM3 203L2 206H3ZM13 203V201H12ZM43 203V202H41ZM66 203V202H65ZM224 203V202H223ZM230 203V202H229ZM231 203H233L231 201ZM235 203V202H234ZM5 204V203H4ZM35 204V203H34ZM53 204L54 202L52 203V208H53ZM84 204V203H83ZM165 205L163 206L164 209H165V215H162V216H159L161 218L160 221H157V219L153 218V217H150L152 214H154V210L157 209L158 205ZM254 204V203H253ZM18 205V204H17ZM22 205V204H21ZM21 205H18V208L19 206ZM24 205V204H23ZM41 205V204H40ZM67 205V204H66ZM210 205V207L208 208V206ZM228 205V204H227ZM232 205V204H231ZM245 205V204H244ZM7 206V205H6ZM15 208V205H11ZM43 206H47L46 204L43 205ZM49 206V205H48ZM51 206V204H50ZM76 206V205H75ZM79 206V205H78ZM247 206V205H246ZM5 207V205H4ZM9 207V206H8ZM23 207V206H22ZM21 207V208H22ZM24 207H27V206H24ZM23 207V208H24ZM42 207V206H41ZM40 207V208H41ZM56 207V206H55ZM54 207V208H55ZM72 207V206H71ZM83 207V206H82ZM240 207H243V205ZM249 208V211H250V207L252 208V206H248ZM10 208V207H9ZM9 208H4L5 210L6 209H9ZM51 208V209H52ZM62 208V206H61ZM75 208V207H74ZM78 209V207H76ZM76 208L74 209L75 211L72 210L73 214L76 216ZM185 208H188V209H185ZM222 208H225V207H222ZM221 208V210H222ZM233 208V207H231ZM235 208L236 205H235ZM244 208V207H243ZM3 209V208H2ZM13 209V208H12ZM11 209V211H12ZM33 208H31L32 210ZM56 209V208H55ZM147 209V210H146ZM241 208H239L240 210ZM21 210V209H20ZM29 210V208H28ZM39 210V209H38ZM43 210V209H42ZM53 210V209H52ZM57 210V209H56ZM83 210V208L81 209ZM228 210V209H227ZM230 210V209H229ZM236 210V209H235ZM238 210V209H237ZM242 211L245 210V209H241ZM41 212V210H39ZM49 211V210H48ZM231 211V210H230ZM241 211V212H242ZM9 212H10V209H9ZM30 212V210H29ZM45 212V211H44ZM43 212V213H44ZM70 212V211H69ZM81 212V211H80ZM156 212V210H155ZM234 212V211H233ZM240 212V213H241ZM246 212L248 213V211L246 210ZM2 213V212H0ZM14 214L12 215H16V212H12ZM25 213V212H24ZM23 213V214H24ZM56 213V212H55ZM84 213V212H83ZM135 213H145V217H139L140 218V223L139 225L137 224V227L139 228V231L135 230V232L132 230V229H129L127 228V226H124L122 225V223L125 221V219L123 218H128L129 216H131V218H133L134 214ZM232 213V211H231ZM244 213V211H243ZM251 213V212H250ZM4 214V213H3ZM18 214V212H17ZM29 214H32L33 213H29ZM39 215V213H36ZM45 214V213H44ZM49 214V213H48ZM164 214V213H163ZM2 214H0V217H1ZM5 215V214H4ZM7 215V214H6ZM10 215V213H9ZM22 215V214H21ZM28 215V214H27ZM25 215V217L27 216ZM41 215V214H40ZM43 215V214H42ZM51 215L52 217L55 216V219H56V215H54L53 213L49 214ZM58 215V214H57ZM61 215V214H60ZM175 215V218L174 216ZM226 215V214H224ZM239 215V214H238ZM237 215V216H238ZM245 215V214H244ZM249 215V214H248ZM247 215V216H248ZM3 216V215H2ZM19 216V215H18ZM31 216V215H30ZM46 216V215H45ZM80 217H83L84 214H79ZM87 216V215H86ZM85 216V217H86ZM96 216V217H97ZM229 216V215H228ZM231 216V215H230ZM240 216V215H239ZM241 216L244 218V216L241 214ZM9 217V216H7ZM24 217V216H23ZM33 217V216H32ZM44 217V215H43ZM59 217V216H58ZM77 217V216H76ZM77 219V221L79 223H82V219ZM203 217V218H202ZM241 217V218H242ZM4 219V217H2ZM1 218V220H2ZM6 218V217H5ZM12 219V217H10ZM22 218V216H21ZM39 218V217H38ZM130 218V219H131ZM232 218V217H230ZM242 218V220H243ZM16 218H13L12 220L15 221ZM24 219V218H23ZM34 219V218H33ZM36 219L37 217L35 218V222H36ZM42 219V218H41ZM44 219V218H43ZM94 219V218H93ZM235 219V218H234ZM240 220V217L238 218ZM6 219H4L3 222H5ZM9 220V219H8ZM6 220V221H8ZM19 220V219H18ZM29 220H30V217H29ZM48 220V219H47ZM85 220V219H84ZM124 220V221H123ZM133 220V219H132ZM246 220V219H245ZM259 220V219H258ZM17 221V220H16ZM15 221V222H16ZM26 221V220H25ZM38 221V220H37ZM39 221H40V218H39ZM36 222L37 224L39 223ZM51 221V219H50ZM89 221V220H88ZM99 221H102L101 218L99 219ZM108 221V220H107ZM135 221V220H134ZM10 222V221H9ZM9 222H6L9 223ZM14 222V223H15ZM33 222V221H32ZM42 222H45V221H42ZM41 222V223H42ZM62 222V221H61ZM11 223L13 224V221H11ZM17 223V222H16ZM30 223H31V220H30ZM36 223H33L34 225ZM48 223V221H47ZM53 223V222H51ZM87 223V221H86ZM109 223H112L109 222ZM126 223V221H125ZM219 223V224H218ZM243 223V222H241ZM3 224V223H2ZM36 226H39L37 225ZM44 224V223H42ZM49 224V223H48ZM58 224V223H57ZM77 224V223H76ZM89 224V223H88ZM88 224L86 225V227H88ZM98 224V223H97ZM100 224V223H99ZM105 224V223H103ZM102 224V225H103ZM128 223H126L127 225ZM131 224V222H130ZM176 224H178V228H175ZM11 225V224H10ZM19 225V223H18ZM45 225V224H44ZM65 225V224H64ZM85 225V223H84ZM96 225V224H95ZM133 225V223H132ZM130 225V226H132ZM241 225V224H240ZM247 225V224H246ZM250 227H248L249 229L251 228H254L255 227V224L253 223H249ZM51 225H49L50 227ZM55 225H53V227H55ZM63 226V225H62ZM61 226V227H62ZM70 226V224H69ZM68 226V227H69ZM75 226V225H74ZM73 228H76V226ZM91 226H93L92 222H91ZM100 225H98L99 227ZM104 226V225H103ZM106 227H108L109 225H105ZM220 226V225H219ZM242 226V225H241ZM35 227V226H34ZM52 227V226H51ZM222 227V226H221ZM2 228V227H1ZM17 228V225L15 227V229ZM38 228V227H36ZM89 228V227H88ZM101 227H99L100 229ZM103 228V227H102ZM105 228V227H104ZM111 229V227H109ZM108 228V229H109ZM194 229L195 228V231L196 233L198 234V236L200 237H204L205 240L204 242L206 241L208 244H211V247L208 248V250L210 251V254L208 256H206L204 253H203V249L202 247H199V248H194L196 251L195 253H192L193 255L190 254V250L187 248V243L191 244L190 242H192L193 239H186V236L183 235V232L185 231V229ZM258 231H260V227H258ZM52 228H50L51 230ZM58 229V228H56ZM84 229H85V226H84ZM83 229V230H84ZM96 229V228H95ZM107 229V228H106ZM107 229V231H108ZM247 229V230H249ZM10 230V228H9ZM74 230V229H73ZM82 230V231H83ZM90 230V229H89ZM98 230V229H96ZM227 230V229H226ZM238 230V229H237ZM242 230V229H241ZM52 231H54L52 229ZM58 230H56L57 232ZM78 231V230H77ZM87 231V230H86ZM86 231H83V233H85ZM200 231V232H199ZM262 231V230H261ZM54 231V233H56ZM70 232V231H69ZM76 231L74 230V232L71 231V234L72 233H75ZM94 232V230H93ZM101 232V230H100ZM105 232V231H103ZM187 232V231H186ZM213 232V234L211 233ZM245 230H242L239 234H237V236L241 237V235H244L245 234ZM65 233V232H64ZM67 233V231H66ZM65 233V234H66ZM77 233V232H76ZM75 233V234H76ZM79 233V232H78ZM194 233V234H196ZM261 233V232H260ZM90 234V233H89ZM216 237H214L215 235ZM26 235V234H25ZM60 235V234H59ZM68 235V234H66ZM65 235V236H66ZM74 235V234H72ZM96 236H100L101 234H98L96 233L95 234ZM113 235V234H112ZM227 235V234H226ZM246 235V234H245ZM19 236V235H18ZM21 236V235H20ZM19 236V237H20ZM31 236V235H30ZM47 235H45L46 237ZM49 236V234H48ZM53 236V235H52ZM55 236V235H54ZM64 236V237H65ZM81 236V235H80ZM168 237L167 238V241L165 240V242H163V239L165 237ZM193 236V235H192ZM210 236L213 238V240H209L207 237ZM224 236V235H223ZM59 237V236H58ZM84 237V236H83ZM82 237V238H83ZM90 237V235H89ZM110 237V236H109ZM229 237V236H228ZM248 237V236H246ZM28 238V237H27ZM48 238V237H47ZM55 238V237H54ZM57 238V237H56ZM76 238V237H75ZM85 238V237H84ZM83 238V239H84ZM92 238V237H91ZM89 240L88 238V242H92V240ZM70 240V238H68ZM81 240V241H85V240ZM112 239V238H110ZM202 239V238H201ZM229 239V238H228ZM240 239V238H239ZM248 239V238H247ZM16 240V239H15ZM59 240V239H58ZM66 240V238L64 239V241ZM75 240V239H74ZM71 241V242H74ZM96 240V239H95ZM195 240V239H194ZM237 240V239H236ZM244 240V239H243ZM40 241V240H38ZM222 241V240H221ZM224 241V240H223ZM87 242V243H88ZM95 242V241H94ZM99 242V241H98ZM97 244H101V243H98ZM203 242V240H202ZM228 242V241H227ZM244 242V241H243ZM248 242V240L246 241ZM50 243V242H49ZM62 243V242H61ZM83 243V242H82ZM194 243V242H193ZM197 243V241H196ZM225 243V242H224ZM257 245H259V249H255L256 251V256H252L254 257L256 260H257V257H259V260L260 262H256L255 264H264V249L262 250V248H260L261 245H263L264 241H260L256 239V242ZM262 243V244H261ZM69 244V243H67ZM131 244V246L129 245ZM50 245V244H49ZM53 245V244H52ZM86 245V243H85ZM159 245V246H158ZM57 246V245H55ZM78 246V245H77ZM97 246V245H96ZM153 246L157 247L158 246V253L156 254V248L153 249ZM195 246V245H194ZM201 246V245H199ZM34 247V246H33ZM32 247V248H33ZM52 247V246H51ZM58 247V246H57ZM100 247V246H98ZM193 247V246H192ZM219 247V246H218ZM56 248V247H55ZM53 248V249H55ZM62 248V247H61ZM78 248V247H77ZM89 248V246H88ZM204 248V247H203ZM241 249V252L242 253H245V251H247V247H245V249H243V247L238 243V242H235L233 241L232 244L230 245H227V257L225 258V262H221L219 264H248L246 263V261L248 260V256L247 254L246 255H240L237 253V249ZM256 248V247H255ZM7 249V247H6ZM18 248H16L17 250ZM23 249V248H22ZM30 249V248H28ZM52 249V250H53ZM70 249V248H68ZM251 249V248H250ZM254 249V248H253ZM9 250V249H8ZM31 250V249H30ZM37 250V248H36ZM71 250V249H70ZM84 250V249H83ZM90 250V249H89ZM100 250V249H99ZM206 249V251H208ZM221 250V248H220ZM249 250V248H248ZM21 251V250H20ZM27 251V249H26ZM87 251V250H86ZM128 251V252H127ZM205 251V250H204ZM23 252V251H22ZM29 252V251H28ZM34 252V251H32ZM41 252V251H40ZM57 252V251H56ZM76 252V251H75ZM194 252V251H192ZM19 253V252H18ZM69 253V252H68ZM81 253V252H80ZM84 253V252H83ZM82 253V256H83V260H84V263L85 264H91V258L87 259L86 257L84 258V253ZM209 253V252H208ZM220 253V252H218ZM29 254V253H28ZM38 254V252H37ZM201 254V255H200ZM33 255V254H32ZM69 255V254H68ZM131 255V254H130ZM212 255L215 256L216 259H211L212 258ZM251 255V254H250ZM54 256V255H53ZM60 256V255H58ZM57 256V257H58ZM189 256V258H188ZM19 257V256H18ZM34 257V256H33ZM36 257V256H35ZM75 257H77L75 255ZM157 257L155 260L152 261L151 263V260L153 258ZM49 258V257H47ZM60 258V257H59ZM147 258V259H146ZM188 258V260H187ZM250 258V257H249ZM27 259V258H26ZM61 259V258H60ZM77 259V258H76ZM79 259V257H78ZM82 259V258H81ZM22 260V259H21ZM56 260V258H55ZM63 260V259H62ZM72 261H74L73 263L77 262L73 259H71ZM101 260V259H100ZM146 260V261H145ZM187 260V261H186ZM102 261H104V259H102ZM254 261V260H253ZM24 262V261H23ZM58 262V261H57ZM101 262V261H100ZM106 262V261H105ZM25 263V262H24ZM59 263V262H58ZM62 263V262H61ZM46 264V262L44 263ZM51 264V262H50ZM55 264V263H53ZM102 264V263H101ZM117 264V263H116ZM120 264V263H119ZM135 264V263H133Z\"/></svg>", "mask_w": 264, "mask_h": 264}, {"label": "water", "instance_id": "water-1", "mask_svg": "<svg viewBox=\"0 0 264 264\" xmlns=\"http://www.w3.org/2000/svg\"><path fill=\"white\" fill-rule=\"evenodd\" d=\"M228 73L226 72L224 66L221 67L219 70H217L212 76V80L213 82H216V83H225L227 78H228Z\"/></svg>", "mask_w": 264, "mask_h": 264}]
</instances>
